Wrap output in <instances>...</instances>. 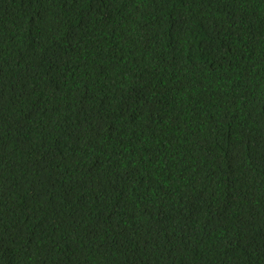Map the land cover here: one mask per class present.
Returning a JSON list of instances; mask_svg holds the SVG:
<instances>
[{
  "label": "trees",
  "instance_id": "obj_1",
  "mask_svg": "<svg viewBox=\"0 0 264 264\" xmlns=\"http://www.w3.org/2000/svg\"><path fill=\"white\" fill-rule=\"evenodd\" d=\"M0 264H264V0H0Z\"/></svg>",
  "mask_w": 264,
  "mask_h": 264
}]
</instances>
